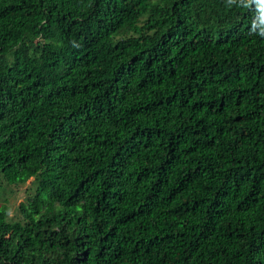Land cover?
Segmentation results:
<instances>
[{
	"label": "trees",
	"instance_id": "16d2710c",
	"mask_svg": "<svg viewBox=\"0 0 264 264\" xmlns=\"http://www.w3.org/2000/svg\"><path fill=\"white\" fill-rule=\"evenodd\" d=\"M262 27L264 0H0V264H264Z\"/></svg>",
	"mask_w": 264,
	"mask_h": 264
},
{
	"label": "rangeland",
	"instance_id": "374dc122",
	"mask_svg": "<svg viewBox=\"0 0 264 264\" xmlns=\"http://www.w3.org/2000/svg\"><path fill=\"white\" fill-rule=\"evenodd\" d=\"M31 180L32 178L28 179L24 183L17 184V186L13 187L15 191H12V192L9 191L7 193L6 198L8 199V202H9V207H10L9 216L11 219H15L18 217L16 205L22 199V195H21L22 190H26L29 187H32L30 183Z\"/></svg>",
	"mask_w": 264,
	"mask_h": 264
},
{
	"label": "clouds",
	"instance_id": "9594fccd",
	"mask_svg": "<svg viewBox=\"0 0 264 264\" xmlns=\"http://www.w3.org/2000/svg\"><path fill=\"white\" fill-rule=\"evenodd\" d=\"M253 31H255V29H253ZM259 35L264 36V27H262V28L260 29ZM30 178H32V177H30ZM30 178H29V179H30Z\"/></svg>",
	"mask_w": 264,
	"mask_h": 264
}]
</instances>
